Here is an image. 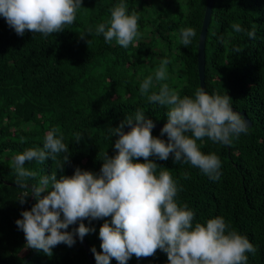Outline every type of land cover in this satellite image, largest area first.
Listing matches in <instances>:
<instances>
[{
	"label": "trees",
	"instance_id": "1",
	"mask_svg": "<svg viewBox=\"0 0 264 264\" xmlns=\"http://www.w3.org/2000/svg\"><path fill=\"white\" fill-rule=\"evenodd\" d=\"M119 2L82 0L73 25L46 38L27 30L18 36L0 16V264H22L33 251L25 248L24 233L15 223L22 218L21 210H27L31 193L16 186L12 157L42 147L47 131L59 127L71 155L57 178L71 176L77 166L98 173L103 154H115L117 137H110L111 127L137 109L154 123H166L167 108L150 103L139 91L162 59L171 62L168 79L161 83L181 97L194 96L199 87L197 47L206 0H125L129 13L139 15L140 32L127 49L115 40L105 42L95 31ZM232 24H240L245 32H235ZM253 25L255 39L246 34ZM186 27L196 35L184 47L180 29ZM204 52L206 92L229 95L233 109L244 111L251 126L231 145L207 137L197 141L203 153L219 157L218 180L190 163H174L171 155L166 161L152 159L170 172L179 189L175 199L193 211V224L222 216L256 248L246 253L247 264H264V0H214ZM77 133L83 136L79 144ZM152 135L160 137V130H152ZM160 138L167 140L166 135ZM63 155L43 164L26 162L25 168L38 173L27 183L56 171ZM25 192L29 196L21 205L18 199ZM34 203L33 198L29 210ZM84 223L95 228L84 240L96 264L91 248L101 251L99 228L104 220ZM52 251L51 257L35 251L26 264H89L78 238L74 246L60 244ZM110 264L118 261L113 258ZM127 264H168V258L158 249L154 256H133Z\"/></svg>",
	"mask_w": 264,
	"mask_h": 264
},
{
	"label": "clouds",
	"instance_id": "2",
	"mask_svg": "<svg viewBox=\"0 0 264 264\" xmlns=\"http://www.w3.org/2000/svg\"><path fill=\"white\" fill-rule=\"evenodd\" d=\"M81 7L82 0H0V16L18 36L27 30L46 38L73 25ZM138 21V13H129L125 0H120L110 9V19L98 24L95 31L105 42L115 40L127 49L140 36ZM231 27L237 33L245 32L240 24ZM91 31L89 28L88 33ZM246 34L255 39V25ZM195 35L191 27L181 28L180 44L187 47ZM170 62L162 59L154 75L146 77L139 88L150 103L167 108V121L160 130V137L166 135L167 140L152 135L154 121L137 109L134 116L110 128V137H117L115 154H103L98 173L77 166L71 176L57 178V171L63 173L71 155L59 127L47 131L42 147L27 148L12 157L16 186L30 188L35 199L31 209L23 210L22 218L15 221L24 233L26 248L51 257L56 246L72 247L77 238L82 242L95 232L85 220L91 225L102 219L101 251L91 248L96 264H110L113 258L118 264H127L133 256H154L158 249L167 254L168 264H247L246 253L256 252L249 239L231 229L222 216L193 224V211L175 199L179 189L170 172L152 158L166 161L171 155L174 163H190L218 180L219 157L203 153L197 141L207 137L214 143L231 145L233 138L247 133L248 121L233 110L227 94H209L198 87L194 96L181 97L167 83H161L168 79ZM156 86L158 91L152 90ZM82 139L77 133L76 143ZM60 154L64 155L56 171L39 176L35 184L27 183L38 173L25 168L26 162L56 161ZM28 196L27 192L22 194L19 203L25 204ZM78 222V227L68 231Z\"/></svg>",
	"mask_w": 264,
	"mask_h": 264
},
{
	"label": "water",
	"instance_id": "3",
	"mask_svg": "<svg viewBox=\"0 0 264 264\" xmlns=\"http://www.w3.org/2000/svg\"><path fill=\"white\" fill-rule=\"evenodd\" d=\"M213 2H214V0H206L205 10H204V15H203V20H202V26L200 29V34H199V39H198V47H197V69H198V77H199V87H203L204 89H205V84H204V77H205L204 76V65H205L204 47H205V39H206V35H207V30H208V26H209V22H210V18H211ZM236 112H238V111H236ZM239 113L245 117V119L248 121V125H249L248 127H250L251 122L248 119V117L246 116L245 112L239 111ZM164 124L165 123H155V127L153 128V130H161V128L164 126ZM128 130L129 129L126 126L125 131H128ZM32 199H33V197L30 196L29 201H28V205H27V210H29ZM73 227L74 228L78 227V223L76 225H73ZM78 240H79V238H78ZM79 242L81 243L82 248L84 249V252L86 254V257H87L89 264H94L90 249H89L86 241L83 239L82 242L80 240H79ZM35 251L36 250L33 249L30 256L22 264H26L29 261V259L35 254Z\"/></svg>",
	"mask_w": 264,
	"mask_h": 264
},
{
	"label": "crops",
	"instance_id": "4",
	"mask_svg": "<svg viewBox=\"0 0 264 264\" xmlns=\"http://www.w3.org/2000/svg\"><path fill=\"white\" fill-rule=\"evenodd\" d=\"M21 212H22V210H21ZM25 245H26V241H25Z\"/></svg>",
	"mask_w": 264,
	"mask_h": 264
},
{
	"label": "rangeland",
	"instance_id": "5",
	"mask_svg": "<svg viewBox=\"0 0 264 264\" xmlns=\"http://www.w3.org/2000/svg\"><path fill=\"white\" fill-rule=\"evenodd\" d=\"M26 248V247H25ZM26 249H28V248H26Z\"/></svg>",
	"mask_w": 264,
	"mask_h": 264
}]
</instances>
